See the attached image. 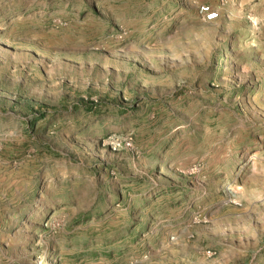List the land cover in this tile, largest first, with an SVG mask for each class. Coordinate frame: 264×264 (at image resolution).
Returning a JSON list of instances; mask_svg holds the SVG:
<instances>
[{"label":"rangeland","instance_id":"obj_1","mask_svg":"<svg viewBox=\"0 0 264 264\" xmlns=\"http://www.w3.org/2000/svg\"><path fill=\"white\" fill-rule=\"evenodd\" d=\"M0 264H264V0H0Z\"/></svg>","mask_w":264,"mask_h":264},{"label":"built area","instance_id":"obj_2","mask_svg":"<svg viewBox=\"0 0 264 264\" xmlns=\"http://www.w3.org/2000/svg\"><path fill=\"white\" fill-rule=\"evenodd\" d=\"M199 12L205 20L211 21L217 18V12L207 5H202Z\"/></svg>","mask_w":264,"mask_h":264}]
</instances>
